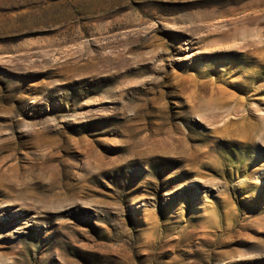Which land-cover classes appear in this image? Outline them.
Listing matches in <instances>:
<instances>
[{
    "label": "rangeland",
    "instance_id": "obj_1",
    "mask_svg": "<svg viewBox=\"0 0 264 264\" xmlns=\"http://www.w3.org/2000/svg\"><path fill=\"white\" fill-rule=\"evenodd\" d=\"M0 264H264V0H0Z\"/></svg>",
    "mask_w": 264,
    "mask_h": 264
},
{
    "label": "bare ground",
    "instance_id": "obj_2",
    "mask_svg": "<svg viewBox=\"0 0 264 264\" xmlns=\"http://www.w3.org/2000/svg\"><path fill=\"white\" fill-rule=\"evenodd\" d=\"M215 129V128H214ZM220 130V129H219ZM217 130L215 129V132H216Z\"/></svg>",
    "mask_w": 264,
    "mask_h": 264
}]
</instances>
